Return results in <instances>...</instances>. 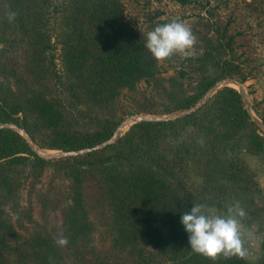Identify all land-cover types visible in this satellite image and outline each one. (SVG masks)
<instances>
[{
	"label": "trees",
	"instance_id": "trees-1",
	"mask_svg": "<svg viewBox=\"0 0 264 264\" xmlns=\"http://www.w3.org/2000/svg\"><path fill=\"white\" fill-rule=\"evenodd\" d=\"M146 37L127 22L122 0H0V123L25 129L41 148L75 150L108 139L125 117L170 115L220 78L246 79L228 23L209 25L188 64L167 77ZM250 124L238 91L225 86L190 115L135 123L82 156L46 160L23 135L0 129V196L15 195L26 167L25 178H37L53 163L65 182L55 202L59 234L69 241L61 247L39 234L17 241L0 211V264L13 253L35 264H264V256L198 255L181 223L194 204L226 214L239 201L245 230L264 224L257 170L239 147ZM99 228L101 240L90 244Z\"/></svg>",
	"mask_w": 264,
	"mask_h": 264
},
{
	"label": "rangeland",
	"instance_id": "rangeland-1",
	"mask_svg": "<svg viewBox=\"0 0 264 264\" xmlns=\"http://www.w3.org/2000/svg\"><path fill=\"white\" fill-rule=\"evenodd\" d=\"M122 1L125 6L127 22L146 35L157 25L170 22L173 19L183 21L191 28L197 39L207 32L209 25L213 24L214 28L217 26L223 28L228 23V33L235 36V47L232 54L243 75L246 76V79L242 82L237 79L242 84L252 113L264 122V0ZM57 33V20H53L52 42L56 45L54 51L56 56L59 54ZM197 46L198 41L193 53L197 51ZM56 62L58 63V60ZM187 64L188 60L178 55L170 61L160 63L166 77L174 75V70ZM11 84L17 86L18 83L16 80L11 79ZM142 86L140 85V87ZM225 86L238 90L235 84ZM130 127L128 126L125 130L127 131ZM246 128V134L259 133L264 138V132L255 123L248 125ZM262 142L264 141L262 140ZM44 150L47 152L58 151L55 149H52V151ZM241 152L244 158L249 160L250 165L254 167L253 163L255 162L251 161V158L256 159L257 157H251L243 150ZM27 168L22 170L24 174H21V179L17 184L18 191L15 195L9 198L0 196L2 218L12 228L11 235L17 241L27 239L32 234L50 237L52 240L57 241L60 237L61 217L55 202L65 187V182L55 171L53 163L46 165L37 178L31 176L25 178V174L29 173ZM254 168L257 170L256 166ZM257 175L255 176L256 180ZM259 196L264 197L262 190ZM47 198H53L49 205L47 204ZM205 210L206 212H215L217 215H222L215 208L205 207ZM242 229L245 232V246L248 248L249 253L246 259L258 261L264 256V224L262 222L261 224L254 223L250 229ZM100 230L99 228L96 233L88 237L90 244H96L101 240ZM248 232L252 233L250 238L247 236ZM86 243L84 242V244ZM4 260L6 264H35L33 258L21 259L14 253L13 255L7 254ZM69 264H79V262L69 258Z\"/></svg>",
	"mask_w": 264,
	"mask_h": 264
},
{
	"label": "clouds",
	"instance_id": "clouds-1",
	"mask_svg": "<svg viewBox=\"0 0 264 264\" xmlns=\"http://www.w3.org/2000/svg\"><path fill=\"white\" fill-rule=\"evenodd\" d=\"M14 17L15 13H12L9 20ZM196 43L191 28L183 21L173 19L149 31L145 47L157 63H165L177 55L181 58L193 56ZM246 215L239 201L228 205L226 214L222 215L206 212L205 205L194 204L190 211L184 212L181 223L188 233L192 252L212 261L221 257L245 259L249 254L245 232L242 231ZM251 235V232L247 233L249 238ZM56 243L66 247L69 241L61 236Z\"/></svg>",
	"mask_w": 264,
	"mask_h": 264
},
{
	"label": "water",
	"instance_id": "water-1",
	"mask_svg": "<svg viewBox=\"0 0 264 264\" xmlns=\"http://www.w3.org/2000/svg\"><path fill=\"white\" fill-rule=\"evenodd\" d=\"M228 84H235L238 87L237 91L240 95V98L243 102V106L247 111L249 117L264 132V122L261 121L257 116H255V114L252 113L251 106L249 105L248 100L246 99L241 82L232 76H226L218 79L216 82H214L212 86H210L204 92V94L198 99V101L194 105L186 109L179 110L170 115L137 114V115L125 117L118 123L112 136L90 147H85L75 150H58L54 152H47L43 148H41L35 141L31 139V137L29 136V134L26 132L25 129L19 127L14 123L1 122L0 129H4V128L12 129L23 135L24 138H26V140H28V142L30 143V146L32 150L35 152V154L46 160H53L56 158L76 157V156H81L95 152L114 143L121 135L125 133L126 131L125 129L132 124L139 122H146V121L176 120L179 118H183L187 115H190L198 111L201 107H203L208 102V100L213 96V94H215L219 89H221L223 86Z\"/></svg>",
	"mask_w": 264,
	"mask_h": 264
},
{
	"label": "crops",
	"instance_id": "crops-1",
	"mask_svg": "<svg viewBox=\"0 0 264 264\" xmlns=\"http://www.w3.org/2000/svg\"><path fill=\"white\" fill-rule=\"evenodd\" d=\"M262 137L259 133H253L249 137H243L240 140L239 147L251 157H257L256 159L251 158V161L255 162L253 165L257 168V181L261 187L260 189L264 193V156L258 155V149L264 147V142H262L264 138ZM258 156L260 157L258 158Z\"/></svg>",
	"mask_w": 264,
	"mask_h": 264
},
{
	"label": "bare ground",
	"instance_id": "bare-ground-1",
	"mask_svg": "<svg viewBox=\"0 0 264 264\" xmlns=\"http://www.w3.org/2000/svg\"><path fill=\"white\" fill-rule=\"evenodd\" d=\"M131 126V125H130Z\"/></svg>",
	"mask_w": 264,
	"mask_h": 264
}]
</instances>
